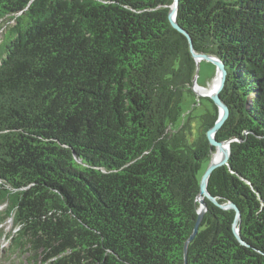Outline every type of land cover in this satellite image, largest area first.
Returning <instances> with one entry per match:
<instances>
[{"label": "trees", "instance_id": "trees-1", "mask_svg": "<svg viewBox=\"0 0 264 264\" xmlns=\"http://www.w3.org/2000/svg\"><path fill=\"white\" fill-rule=\"evenodd\" d=\"M0 0V208L31 264H264V0ZM197 53L228 70L231 143L195 239L207 132L178 125ZM253 98L250 100V97ZM187 122V121H186ZM245 132H248L245 135ZM190 135V136H189ZM239 140L242 142H239Z\"/></svg>", "mask_w": 264, "mask_h": 264}, {"label": "water", "instance_id": "water-1", "mask_svg": "<svg viewBox=\"0 0 264 264\" xmlns=\"http://www.w3.org/2000/svg\"><path fill=\"white\" fill-rule=\"evenodd\" d=\"M178 6H179V0H174L173 7L171 9V12L169 13V22L174 29L178 30L184 35H187V33L182 28L179 27L176 21ZM189 41H190V47H191V54L196 62V74L193 78V90L194 91L198 90L196 88V84H197L200 62L205 60V61L212 63L216 67V71H217L216 79L218 81L217 86L214 87V84H215L214 83L213 86L210 87V89L199 88V87L198 88L200 89V91H204V93H202V96L208 97V99H210L211 102L216 106L217 111H218V118L214 126L207 132V138L211 146V152L213 154L214 153L216 154L217 152L220 153V158L217 161L213 158L210 164L208 165L206 171L201 177L200 195L198 198V201L200 203L199 216H198L196 225L194 227V230L185 244V259L186 260H187L188 246L195 239L197 233L199 232L202 220L204 218V214L207 211L206 201H210L215 206L221 209L233 210L235 212V218H234L233 225H232L233 233L236 239L243 246H248L245 242H243L240 236V228L238 227V224H239V221L241 220V213H240V209L238 208V206L232 202H228L224 204L219 203L218 199L212 196L208 190L209 179L211 175L213 174V172L217 170L218 168L229 166V159L231 155V143L234 141H238L237 139L219 141L216 138V134L223 128V126L227 123V121L229 120L231 116V111H230L229 106L223 101L221 97V93L225 90L226 85H227L228 70H227L225 63L219 56L212 55V54L197 53L194 50V47L190 39ZM205 92H207L208 94H206ZM247 134L248 132H245V135ZM239 142H242V140L241 141L239 140Z\"/></svg>", "mask_w": 264, "mask_h": 264}, {"label": "rangeland", "instance_id": "rangeland-1", "mask_svg": "<svg viewBox=\"0 0 264 264\" xmlns=\"http://www.w3.org/2000/svg\"><path fill=\"white\" fill-rule=\"evenodd\" d=\"M216 78V67L208 61H201L196 84L198 90L194 91L193 95H185L183 99V116L178 125L189 123L193 138H197L200 134L202 115L205 114L207 110H211L212 107L207 100L208 97L202 96L204 91H200L199 88L210 89L217 81ZM205 93L208 94L207 92ZM252 98L253 96L250 97V100ZM213 158H216L215 153L212 154L210 161L204 164V169L208 167ZM4 210L5 208H0V264H31L30 255L28 253L11 252V239L12 235L16 232V228L12 218H5V214H3Z\"/></svg>", "mask_w": 264, "mask_h": 264}, {"label": "bare ground", "instance_id": "bare-ground-1", "mask_svg": "<svg viewBox=\"0 0 264 264\" xmlns=\"http://www.w3.org/2000/svg\"><path fill=\"white\" fill-rule=\"evenodd\" d=\"M216 83L218 84V81H216L215 84ZM215 84H214V87H215ZM217 84H216V86H217ZM219 158H220V153L217 152L216 153V158H214V159L217 161Z\"/></svg>", "mask_w": 264, "mask_h": 264}]
</instances>
